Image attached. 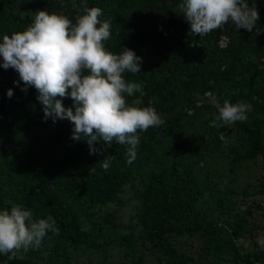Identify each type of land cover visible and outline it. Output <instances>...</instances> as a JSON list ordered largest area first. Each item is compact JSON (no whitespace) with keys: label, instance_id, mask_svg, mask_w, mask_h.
Wrapping results in <instances>:
<instances>
[{"label":"trees","instance_id":"trees-1","mask_svg":"<svg viewBox=\"0 0 264 264\" xmlns=\"http://www.w3.org/2000/svg\"><path fill=\"white\" fill-rule=\"evenodd\" d=\"M181 2L0 0V42L25 30L39 10L75 23L84 6L101 8L100 19L111 21L105 48L118 54L127 47L143 58L140 73L125 78L140 82L144 94L127 101L153 106L165 120L139 133L131 164L127 145L115 140L96 143L99 154L90 155L86 141L71 139L70 121L43 119L36 89L22 91L19 74L5 70L0 57V210L21 204L34 220L51 215L59 230L12 260L0 254V264H80L82 254H94L99 264H110L115 254L117 264H264L258 242L264 224L255 218L259 210L264 217V208L245 200L264 195V0H248L260 16L252 32L229 21L204 36L190 31ZM208 93L221 104H250L246 121L210 127L218 110ZM127 189L134 202L120 225L104 210L126 206Z\"/></svg>","mask_w":264,"mask_h":264},{"label":"clouds","instance_id":"clouds-1","mask_svg":"<svg viewBox=\"0 0 264 264\" xmlns=\"http://www.w3.org/2000/svg\"><path fill=\"white\" fill-rule=\"evenodd\" d=\"M178 9L197 36L229 21L237 30L252 32L260 19L255 2L250 6L248 0H182ZM102 15L101 8L84 6L73 23L64 14L39 10L25 30L2 36L0 57L5 70L12 68L19 74L25 85L22 91L29 86L36 89L45 121H70L71 139L86 141L90 155L99 154L94 145L101 141L127 145V163L131 164L137 156L139 133L163 125L165 120L153 106L127 101L126 96L144 94L140 82L125 78L126 73H140L143 58L127 47L118 54L105 48L111 21H102ZM206 95L218 110L210 127L246 121V113L251 111L250 104H233L227 99L221 104L216 96ZM7 96H13L12 89ZM67 97L73 101L72 107L64 106ZM220 139L224 140L223 134ZM111 160V156L102 160L105 170ZM49 232L59 233L51 215L34 220L32 211L21 204L0 210V254L9 260L21 250L40 247Z\"/></svg>","mask_w":264,"mask_h":264},{"label":"rangeland","instance_id":"rangeland-1","mask_svg":"<svg viewBox=\"0 0 264 264\" xmlns=\"http://www.w3.org/2000/svg\"><path fill=\"white\" fill-rule=\"evenodd\" d=\"M210 114L211 113L204 114L203 115L204 116L203 119L207 118ZM212 115H213V113H212ZM211 166H210V168H211ZM212 167H214V166H212ZM251 171H252V174H253L254 177H259L262 174V171L259 168V166H257V167L256 166H253L251 168ZM204 173H205V171H203V174ZM246 179H247V175H245V176L243 175V176H241L236 181V184L239 185V188L240 189L244 186ZM221 181L222 182H225L226 181V178L225 177H222ZM132 194H133V192L130 191L129 189H127L126 192H125V194L123 195V201L124 202H127V205L126 206H123L122 208L117 209V206H115V205L112 204V205L107 206L105 208V210H104L105 212H108V213H112L113 212L115 214V219H114L115 222L118 223V224H120V225L127 223L128 216H129V213H130V210H131L130 207L132 206V204L134 202V200H130V198L132 197ZM240 197H239L240 206H241V208L244 209L245 208V204L242 203L243 201H242V199H240ZM245 200H247V202L256 201V202H258L264 208V195H258V196H255V197H248ZM261 213H262L261 210L257 211L255 213V218H256V220H257L258 223H260V224L263 225L264 224V217L261 215ZM258 242H259L260 245H264V231H260L259 232ZM188 244L194 246L192 248V251H196L198 249V247H197L198 242L194 241V242H191L190 243L188 241ZM76 259H77V261L80 264L81 263H85V264H99V258L97 256H95L94 254L93 255H91V254H82V255H79ZM108 262H110V264H117V256H116V254L111 259H109Z\"/></svg>","mask_w":264,"mask_h":264}]
</instances>
